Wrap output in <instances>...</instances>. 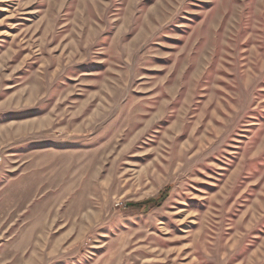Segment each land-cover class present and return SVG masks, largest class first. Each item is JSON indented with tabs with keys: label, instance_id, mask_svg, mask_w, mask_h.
I'll return each instance as SVG.
<instances>
[{
	"label": "rangeland",
	"instance_id": "obj_1",
	"mask_svg": "<svg viewBox=\"0 0 264 264\" xmlns=\"http://www.w3.org/2000/svg\"><path fill=\"white\" fill-rule=\"evenodd\" d=\"M0 264H264V0H0Z\"/></svg>",
	"mask_w": 264,
	"mask_h": 264
},
{
	"label": "trees",
	"instance_id": "obj_2",
	"mask_svg": "<svg viewBox=\"0 0 264 264\" xmlns=\"http://www.w3.org/2000/svg\"><path fill=\"white\" fill-rule=\"evenodd\" d=\"M154 201H156V200H154ZM151 202H152V201H151ZM145 203L147 204V203H149V202L147 201V202H145ZM145 203H144L143 205H146ZM158 203H159V202H158ZM158 203H157V204H158ZM140 205H142V204H140Z\"/></svg>",
	"mask_w": 264,
	"mask_h": 264
}]
</instances>
